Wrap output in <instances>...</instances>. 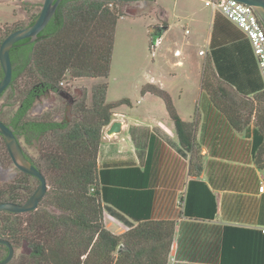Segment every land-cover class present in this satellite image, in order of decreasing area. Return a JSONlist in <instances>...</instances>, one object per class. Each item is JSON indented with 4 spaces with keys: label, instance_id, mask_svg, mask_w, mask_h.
<instances>
[{
    "label": "trees",
    "instance_id": "1",
    "mask_svg": "<svg viewBox=\"0 0 264 264\" xmlns=\"http://www.w3.org/2000/svg\"><path fill=\"white\" fill-rule=\"evenodd\" d=\"M122 3L61 0L35 41L22 39L10 50L12 78L0 95L5 100L0 104V120L12 129L25 155L36 168L46 171L49 189L35 210L25 213L0 211V238L8 240L14 249L26 247L6 264H167L168 244L162 257L144 254V249L136 248L132 230L115 235L103 223V211L107 210L129 224L108 204L131 214V210L121 204L122 199L127 195H141L152 200V189L172 195L177 216H215V197L203 181L189 179L185 195L177 197V191L184 187V172L186 169L190 172L195 156V121L183 120L169 93L157 84L145 82L140 91L142 94H154L163 101L174 124L181 154L190 152V163L187 164L151 135L148 158L142 170L122 167L110 171L97 165L103 128L111 122L117 106L129 103L127 98L106 99L115 26L124 14L115 6ZM39 11L31 14L26 24L0 32V43L11 31L33 23ZM167 27V23L161 21L153 37H161ZM208 47L212 68H204L202 88L210 94L217 107L232 109L226 114L236 130L247 132V125L253 117L252 149L258 168H263L264 82L250 44L233 23L214 11ZM2 75L0 66V78ZM66 76L103 80L92 85L89 104L86 103V92L74 99L71 106L74 118L70 121L57 116L66 111L68 103L60 95L62 91L67 92L62 85ZM52 92L62 101V108L33 115L36 102ZM37 143L43 166L24 149V146ZM167 155L179 163L177 170L180 167V175H173L177 182L174 185L159 180V175H147L150 168L163 166ZM0 160L3 166L12 163L1 134ZM31 178L35 177L17 169L13 179L0 184V202H25L33 192ZM209 205L211 212H206L204 208ZM170 231L172 235V222ZM224 231V240L248 241L250 252L244 264H264V233L261 229L226 225ZM227 233H230L228 237ZM7 252L8 247L0 243V260L6 257ZM240 262L234 260L231 264Z\"/></svg>",
    "mask_w": 264,
    "mask_h": 264
},
{
    "label": "crops",
    "instance_id": "2",
    "mask_svg": "<svg viewBox=\"0 0 264 264\" xmlns=\"http://www.w3.org/2000/svg\"><path fill=\"white\" fill-rule=\"evenodd\" d=\"M161 10L165 12L162 7ZM165 20L168 27L161 39L169 34V40L177 45L173 51H181L180 56H174L172 51L171 65L177 68L187 67L189 74H196L201 92L193 98L184 94L176 98L168 92L161 76H149L145 82L168 90L180 117L185 121H195V156L190 172L188 169L184 172V187L177 191V197L185 195L189 179L203 181L215 197L216 213L214 218H196L182 214L177 216L172 195L160 189H152V200L141 195H127L122 199L121 204L131 210V214L108 204L112 211L124 217L129 224L107 210L103 211V223L115 235L132 230V240L135 241L136 248L144 249V254L162 257L168 244L167 264H231L234 260L244 264L250 252L248 241L224 240V226L264 228V193H258L257 190L259 182L264 179V167L258 168L252 149L251 131L254 120L252 117L247 125V132L236 130L226 114L232 109L226 111L217 107L210 94L202 88L204 68L206 65L208 70L212 68L208 58L211 29L206 39V48H198L196 51L195 38L185 37L189 33L188 28H185L187 33L184 30V37H180L178 33L172 32L173 27L166 17ZM167 49L170 52V48ZM201 50L204 51L203 54H199ZM156 97L148 92L142 94V101L151 99L133 115L118 112L120 106L114 109L111 121H121V130L119 133L107 134L106 130L111 122L103 128L97 155L99 168L116 171L122 167H138L142 170L148 158L151 135H155L187 164L190 163V152L181 154L174 124L165 106L163 109ZM164 161L163 166L150 168L147 175H159V180L174 185L177 182L173 175H180V167L179 170L176 169L179 163L170 155ZM203 194L205 196L202 191ZM204 210L211 212V206ZM170 222L173 223L172 235ZM228 234L230 233H227V237Z\"/></svg>",
    "mask_w": 264,
    "mask_h": 264
},
{
    "label": "rangeland",
    "instance_id": "3",
    "mask_svg": "<svg viewBox=\"0 0 264 264\" xmlns=\"http://www.w3.org/2000/svg\"><path fill=\"white\" fill-rule=\"evenodd\" d=\"M42 1L0 0L1 34L7 29L26 24L30 15L40 9L41 6L37 3L41 4ZM161 7L164 8V13ZM115 9L124 12V14L118 18L115 26L110 70L107 77L106 99L108 101H116L122 98L129 100V103L119 105L118 112L133 115L149 103L151 98L145 102L142 101L140 89L141 85L152 75L161 76L163 84L169 90L167 91L176 98L180 94L189 98L198 95L201 90L196 74H189L187 67L177 68L171 65L172 51L177 45L169 40V34L161 39V45L155 54L151 53L150 42L157 25H160L161 21H166V17L173 27L172 32L184 37V30L188 28L189 33L185 37L195 38L196 51L198 48L205 49L206 39L212 26L214 12L212 6L206 0H137L118 4ZM167 48H170V52ZM101 81H103L101 78L73 79L66 76L62 85L74 99L80 98L83 92H86V103L89 104L92 85ZM57 97L53 92L41 97L36 102L32 114L39 115L43 111L61 109L63 104ZM4 101V97L0 98V104ZM156 101L164 109L163 101L157 97ZM57 116L66 117L70 121L74 118V113L70 109L67 112L57 114ZM24 149L29 156L37 162L40 161L43 166L38 143L34 146H24ZM42 173L47 175L46 171ZM16 174L17 168L13 163L3 166L0 172V184L10 181ZM30 181L32 191H34L38 181L35 178H31ZM46 181L48 190L49 181L47 177ZM25 249V246L15 248L14 256Z\"/></svg>",
    "mask_w": 264,
    "mask_h": 264
},
{
    "label": "water",
    "instance_id": "4",
    "mask_svg": "<svg viewBox=\"0 0 264 264\" xmlns=\"http://www.w3.org/2000/svg\"><path fill=\"white\" fill-rule=\"evenodd\" d=\"M61 0H43L38 16L33 23L25 25L21 28L15 29L8 33L0 43V66L3 72L0 78V95L9 85L12 78V64L10 58V50L14 44L22 39L28 38V42L36 40L38 33L41 32L48 24L52 16L54 15L57 6ZM109 1H137V0H109ZM245 4L250 5L259 20L264 26V0H239ZM60 95L68 99L69 105L73 102V97L69 92H61ZM121 130V121L114 120L110 123L107 134L119 133ZM0 134L2 135L5 145L7 147L10 159L18 170L25 172L35 177L39 184L35 190L31 193L28 199L23 203H15L11 201L0 202V211H10L16 213H25L35 210L38 203L46 194L47 181L45 175L36 168V166L25 155L19 140L14 135L12 129L8 127L3 121L0 120ZM2 169V161L0 160V172ZM0 243L5 244L8 247L7 255L4 259L0 260V264L8 263L14 256V247L5 239L0 238Z\"/></svg>",
    "mask_w": 264,
    "mask_h": 264
},
{
    "label": "built area",
    "instance_id": "5",
    "mask_svg": "<svg viewBox=\"0 0 264 264\" xmlns=\"http://www.w3.org/2000/svg\"><path fill=\"white\" fill-rule=\"evenodd\" d=\"M206 2L212 6L213 11L221 13L244 34L264 82V26L253 8L239 0H206ZM185 31L188 32V30ZM160 45L161 37H153L150 42L151 53L155 54ZM203 53V50L199 51V54ZM173 55L180 56V49H175ZM257 190L258 193H264V179L259 182ZM262 232L264 233V228Z\"/></svg>",
    "mask_w": 264,
    "mask_h": 264
},
{
    "label": "flooded vegetation",
    "instance_id": "6",
    "mask_svg": "<svg viewBox=\"0 0 264 264\" xmlns=\"http://www.w3.org/2000/svg\"><path fill=\"white\" fill-rule=\"evenodd\" d=\"M65 99H66V98H65ZM67 101H68V99H67ZM73 101H74V99H73ZM72 104H73V102H72ZM72 104L69 105V102L67 103V105H66V111H65V112H67L68 110L71 109ZM2 167H3V164H2ZM5 170H6V169H5ZM38 184H39V181H38ZM37 186H38V185H37Z\"/></svg>",
    "mask_w": 264,
    "mask_h": 264
}]
</instances>
